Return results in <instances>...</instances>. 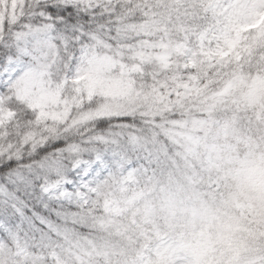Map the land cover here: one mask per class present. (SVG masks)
Returning <instances> with one entry per match:
<instances>
[{"label": "snow or ice", "instance_id": "6c2138e0", "mask_svg": "<svg viewBox=\"0 0 264 264\" xmlns=\"http://www.w3.org/2000/svg\"><path fill=\"white\" fill-rule=\"evenodd\" d=\"M0 264H264V0H0Z\"/></svg>", "mask_w": 264, "mask_h": 264}]
</instances>
